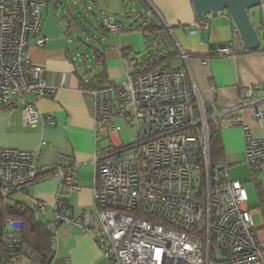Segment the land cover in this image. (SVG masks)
Here are the masks:
<instances>
[{
  "label": "built area",
  "instance_id": "1",
  "mask_svg": "<svg viewBox=\"0 0 264 264\" xmlns=\"http://www.w3.org/2000/svg\"><path fill=\"white\" fill-rule=\"evenodd\" d=\"M48 1L59 0H0V108L11 112L24 96H32L34 102L24 108L25 126L31 128L40 119L36 102L56 91L45 80L46 69L27 57L31 42L44 48L48 41L41 36ZM258 8L256 30L264 54V1ZM223 14L200 18L190 35L208 31L210 21ZM104 25L113 34L124 29L114 22ZM232 45H221L210 56H230ZM182 58L188 56L182 53ZM151 63L146 54L129 55L123 59L126 78L120 83L101 90L82 85L93 105L97 138L119 134L122 128L114 120L122 118L136 131L135 142L118 147L107 143L95 158L97 220L92 213L72 217L69 207L58 202L53 228L81 226L94 236L109 264H264V232L253 225L247 191L231 178L226 164L211 162L210 152L212 136L224 125L242 128L246 164L259 184L264 136L244 123L245 103L233 111L207 107L186 69L154 68ZM257 89L247 88L246 98L252 99ZM249 105L252 120L264 131V109L255 101ZM45 120L56 125L54 116ZM40 161L41 151L0 148V199H27L32 185L50 177L61 179V195L80 191L72 159L46 166ZM45 210L44 204L35 203L34 211ZM15 223L7 220L0 236L6 250L2 264H41Z\"/></svg>",
  "mask_w": 264,
  "mask_h": 264
},
{
  "label": "crops",
  "instance_id": "2",
  "mask_svg": "<svg viewBox=\"0 0 264 264\" xmlns=\"http://www.w3.org/2000/svg\"><path fill=\"white\" fill-rule=\"evenodd\" d=\"M76 1L85 2V0ZM102 1L110 9L109 0ZM139 1L148 8L147 15L143 18L140 14L137 18L132 17V13L128 15L130 18L127 16L130 21L133 19L134 23H139L137 27L133 22L128 28L121 24L124 29L120 34L102 30L103 35H109L108 39L111 42L109 47L101 50L104 64L101 66L95 64L98 72L93 76L88 72L90 71L89 62H86L88 59H79V55L74 57L67 48L65 44L67 36L62 35L63 38H60L58 36L60 34L49 35L47 31L44 32L45 12L47 11L48 14L53 11L57 19L64 12L61 6L65 1H48L43 10L41 27V36L48 41L44 48H38L34 42H31L27 57L46 69L45 80L48 85L55 86L56 91L51 96L36 102L40 119L33 128L25 126L24 123L25 104L34 102L32 96H24L19 106L11 112L0 108L1 149L41 151V166L68 158L77 166L74 177L80 186L78 193L61 195V179L50 177L32 185L27 199L17 196L32 210L36 202L46 206L45 212L34 211V213L40 223L49 225L55 230L53 264H109L97 246L94 236L81 226L63 224L58 229L53 228L55 207L58 202H64L69 207L72 217L78 218L92 213L97 220L94 203V161L102 152L103 145L108 143L118 147L122 144L117 133L109 136L101 134L97 138L93 105L81 89L85 83L89 85L101 71L106 73L107 86H113L120 83L125 75L123 65L125 57L146 54L150 60L151 55L159 54L161 59L168 57L164 67L186 69L189 72L192 86L207 107H215L219 111H233L243 102L245 106L242 116L246 109L250 111L252 106L249 104L254 101L256 106L264 109V54L261 49L252 52L245 48L239 32L235 33L237 28L228 12L215 16L210 21L208 31L201 32L199 36H191L190 31L199 21L192 0ZM87 11L92 12L89 9ZM65 17L69 24L67 29L69 33L76 19L68 5ZM97 23L99 24L98 20ZM148 25H153L150 32L143 29ZM147 34L152 36L149 44L145 40L146 51L145 45L144 48L139 45V50H136L131 36L129 40V36H121L144 35L145 39ZM113 36L118 37V42L112 38ZM230 42H233V53L230 56L223 58L210 56L211 50ZM182 53L188 56L187 60L182 58ZM253 86L258 89L252 99H247L245 90ZM49 116L55 117V126L46 122L45 119ZM235 128L238 127L224 125L223 135L222 131L220 132L225 153L227 149L230 155H236L244 149L242 137V144L237 145ZM43 142L47 144L46 147H42Z\"/></svg>",
  "mask_w": 264,
  "mask_h": 264
},
{
  "label": "rangeland",
  "instance_id": "3",
  "mask_svg": "<svg viewBox=\"0 0 264 264\" xmlns=\"http://www.w3.org/2000/svg\"><path fill=\"white\" fill-rule=\"evenodd\" d=\"M65 3L61 6L62 10H64L63 14L56 18V14L52 11L47 14L45 12V20H44V32H48L49 35H58L60 38L63 36H67L65 40V44L69 51L73 54L74 57L79 55V59H88L86 62H89L90 71L89 74L93 76L98 69L95 68V60L94 56L89 50V47L103 51L105 48L110 46L111 40L108 39L109 35H103L100 24H106L107 22L120 23L124 27L128 28L132 22L127 16L129 14L132 17L137 18L140 15L146 16L148 8L146 5L141 3L139 0H109L110 9L107 8L102 0H85V2H77L76 0L67 1L63 0ZM67 5L76 19V23L72 26V29L69 33H67V29L69 24H67L66 17L67 16ZM52 10V7H50ZM87 9L92 10L91 13L87 11ZM66 11V12H65ZM65 13V16H64ZM251 21L257 30L260 29V9L256 8L250 11ZM130 18V16H128ZM99 21V24L97 23ZM60 22V23H59ZM135 27L138 26L139 23H134ZM63 33V34H62ZM63 35V36H62ZM121 36H129L130 39L136 45V50H139V45L146 47L144 35H121ZM115 41L118 42V37H112ZM147 47L145 48V51ZM142 52V49L140 50ZM79 61V60H78ZM97 70V71H96ZM126 78V70L125 75L121 79L124 80ZM244 121L248 123L252 129L256 132L258 136H264V131L261 130L258 125L252 120L250 115V111L247 109L244 111ZM114 122L122 128V131L119 133V142H121L124 146H129L135 142V134L136 131L131 128L122 118H115ZM240 127L235 128L237 145H241V137L244 141V149L243 152H239L236 155H230L226 149V153L221 157L219 161H215L217 163L226 164L229 168L230 176L233 180L240 181L248 194L249 203L248 208L252 213V221L253 225L256 228H260L258 232H264V204L260 200V194L263 193V188L261 183H264V176H260L259 184L254 180L251 170L249 166L246 164V156H245V140L244 133L239 130ZM221 134L223 135V130H221ZM234 156V157H232ZM15 199H20L17 196H14ZM15 228L18 227V223H15ZM21 229V228H20ZM98 246V245H97ZM102 255L105 259L104 252L101 250ZM106 261H108L106 259ZM109 262V261H108Z\"/></svg>",
  "mask_w": 264,
  "mask_h": 264
},
{
  "label": "trees",
  "instance_id": "4",
  "mask_svg": "<svg viewBox=\"0 0 264 264\" xmlns=\"http://www.w3.org/2000/svg\"><path fill=\"white\" fill-rule=\"evenodd\" d=\"M198 20H200V18H198ZM100 27L102 30L108 32L104 24H100ZM152 27L153 25H148L147 27H143V29L147 32L151 30ZM145 40L147 41V39ZM148 42L149 41H147V43ZM91 50L95 59V64L97 66L103 65V52L93 48H91ZM167 59L168 57L161 59L159 54L151 55L150 61H153L151 67L156 68L164 66V62ZM106 87L107 77L105 71H101L88 85V88L91 90H101ZM210 152L211 162L214 164L217 163L214 162V160L219 161L221 157L224 156L225 149L220 139V134H214L212 136ZM260 200L264 204L263 193L260 194ZM7 220H13L18 223V227L21 228V236L24 245L38 254L41 264H53L55 259L56 234L49 225H44L37 220L34 209L32 210L27 204L22 203L20 199H15L13 197L0 199V236L5 229ZM5 254L6 250L0 239V264H2Z\"/></svg>",
  "mask_w": 264,
  "mask_h": 264
},
{
  "label": "water",
  "instance_id": "5",
  "mask_svg": "<svg viewBox=\"0 0 264 264\" xmlns=\"http://www.w3.org/2000/svg\"><path fill=\"white\" fill-rule=\"evenodd\" d=\"M199 18L218 12H228L233 19L240 38L249 51H258L261 45L259 35L250 16V11L258 8L262 0H192ZM143 18V15H141Z\"/></svg>",
  "mask_w": 264,
  "mask_h": 264
}]
</instances>
